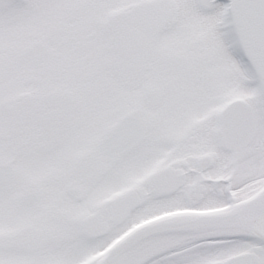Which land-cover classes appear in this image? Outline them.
<instances>
[{
  "label": "snow or ice",
  "instance_id": "1",
  "mask_svg": "<svg viewBox=\"0 0 264 264\" xmlns=\"http://www.w3.org/2000/svg\"><path fill=\"white\" fill-rule=\"evenodd\" d=\"M0 264H264V0H0Z\"/></svg>",
  "mask_w": 264,
  "mask_h": 264
}]
</instances>
